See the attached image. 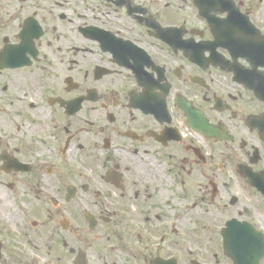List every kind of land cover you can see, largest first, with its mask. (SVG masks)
<instances>
[{"label":"flooded vegetation","instance_id":"flooded-vegetation-1","mask_svg":"<svg viewBox=\"0 0 264 264\" xmlns=\"http://www.w3.org/2000/svg\"><path fill=\"white\" fill-rule=\"evenodd\" d=\"M262 245L264 0H0V264Z\"/></svg>","mask_w":264,"mask_h":264},{"label":"water","instance_id":"water-1","mask_svg":"<svg viewBox=\"0 0 264 264\" xmlns=\"http://www.w3.org/2000/svg\"><path fill=\"white\" fill-rule=\"evenodd\" d=\"M228 229L229 230H245L246 228L244 226L235 224V223H230L228 224ZM261 254L260 252H258V255Z\"/></svg>","mask_w":264,"mask_h":264}]
</instances>
